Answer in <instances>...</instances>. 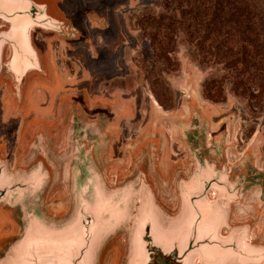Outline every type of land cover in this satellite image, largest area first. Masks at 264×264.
<instances>
[{"label":"rangeland","instance_id":"374dc122","mask_svg":"<svg viewBox=\"0 0 264 264\" xmlns=\"http://www.w3.org/2000/svg\"><path fill=\"white\" fill-rule=\"evenodd\" d=\"M82 5L90 7L83 11ZM61 7L81 31L69 39L70 44L45 39L51 76L42 72L40 79L35 78L22 102L9 92L16 85L10 77L9 48L4 54L0 157L9 160L10 169L18 163L16 150L29 125L44 121L56 131L61 103L68 97L85 99L91 113L100 109L109 114L112 109L116 115L108 125L113 140L111 175L106 181L112 187L122 183L146 147L155 145L157 175L151 177L158 184L155 195L166 213L178 215L182 201L176 190L177 167L187 170L194 165L182 129L189 123L199 127L201 121L208 155L227 168L232 182L242 174L261 177L243 190L237 188L238 194L230 200V223L250 224V241L264 245V90L254 78L263 63H243L239 58L244 50L256 52L252 41L242 39L249 36L247 29L228 22L203 28L188 19L165 45L167 53L154 57L138 18L145 9L160 11L159 0H63ZM87 11L93 23L86 21ZM40 40L37 34L36 41ZM259 47L260 54L264 48ZM55 148L60 155L59 143ZM66 153H72L70 146ZM71 206L66 176L54 174L44 196L45 213L50 218L65 217ZM19 233L16 210L0 206V255ZM125 239V231L111 238L101 264L123 263Z\"/></svg>","mask_w":264,"mask_h":264},{"label":"water","instance_id":"95a60500","mask_svg":"<svg viewBox=\"0 0 264 264\" xmlns=\"http://www.w3.org/2000/svg\"><path fill=\"white\" fill-rule=\"evenodd\" d=\"M62 1L0 0V75L9 48L10 77L16 85L9 92L20 102L42 72L51 76L45 39L70 44L69 39L81 31L66 17ZM85 15L93 23L89 11ZM68 98L60 105L56 131L44 121L25 129L14 169L7 158L0 157V206L15 209L20 224V233L2 251L0 264H101L111 238L124 231L122 264L264 261V245L250 241V224L234 227L230 223V200L238 194L237 188L243 190L248 182H259L261 177L242 174L232 182L227 168L208 155L201 117L199 127L189 123L182 129L194 165L187 170L177 167L176 190L182 207L173 216L158 203V189L151 179L157 175V147L152 146V152L147 146L131 176L112 187L106 181L111 175L109 147L113 140L108 125L116 115L112 109L109 114L100 109L91 113L85 99ZM58 143L62 155L55 148ZM69 146L70 156L66 153ZM54 174L66 176L72 194V209L61 218L48 217L44 208ZM212 192L217 194L211 197Z\"/></svg>","mask_w":264,"mask_h":264},{"label":"trees","instance_id":"16d2710c","mask_svg":"<svg viewBox=\"0 0 264 264\" xmlns=\"http://www.w3.org/2000/svg\"><path fill=\"white\" fill-rule=\"evenodd\" d=\"M159 4L160 11L145 9L138 18L154 57L167 53L165 45L170 44L174 31L184 26L188 19L203 28L220 26L224 22L239 24L249 34L242 39L252 41L257 52L244 50L239 58L243 63L247 60L263 63L254 78L264 90V51L259 54V46L264 48V0H159Z\"/></svg>","mask_w":264,"mask_h":264},{"label":"crops","instance_id":"0c3cea01","mask_svg":"<svg viewBox=\"0 0 264 264\" xmlns=\"http://www.w3.org/2000/svg\"><path fill=\"white\" fill-rule=\"evenodd\" d=\"M92 57L95 58L96 57V54L95 53H92Z\"/></svg>","mask_w":264,"mask_h":264}]
</instances>
